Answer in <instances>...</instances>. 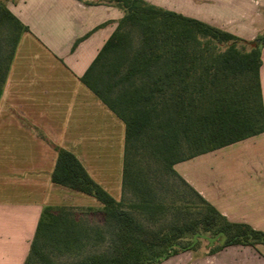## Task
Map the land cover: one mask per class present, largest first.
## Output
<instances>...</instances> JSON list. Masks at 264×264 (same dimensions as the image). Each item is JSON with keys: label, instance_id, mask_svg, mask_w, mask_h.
Wrapping results in <instances>:
<instances>
[{"label": "trees", "instance_id": "16d2710c", "mask_svg": "<svg viewBox=\"0 0 264 264\" xmlns=\"http://www.w3.org/2000/svg\"><path fill=\"white\" fill-rule=\"evenodd\" d=\"M100 1L123 15L81 79L124 122L121 197L102 188L72 152L52 145L57 156L51 180L95 197L99 208H82L99 214L112 234L110 252L69 264H158L182 250H195L199 236L207 239L208 252L264 244L263 231L227 220L173 168L178 161L264 131L258 77L264 33L246 41L145 0ZM27 30L0 0V95ZM202 37L230 43L211 53ZM238 41L249 50L240 51ZM170 179L181 191L169 196ZM71 209L43 207L24 264L32 255L42 264H61L42 250L46 243L79 253L88 234ZM169 215L157 228L140 219L156 222Z\"/></svg>", "mask_w": 264, "mask_h": 264}, {"label": "crops", "instance_id": "0c3cea01", "mask_svg": "<svg viewBox=\"0 0 264 264\" xmlns=\"http://www.w3.org/2000/svg\"><path fill=\"white\" fill-rule=\"evenodd\" d=\"M1 1L28 27L0 95V264H24L44 206H87L78 191L51 180L57 156L52 145L72 152L108 189L98 160L113 142L102 129L111 124L121 133L122 119L81 76L123 12L100 0ZM145 1L246 41L264 33V0ZM260 57L264 111V45ZM173 168L227 220L264 232V131ZM158 264H264V244L182 250Z\"/></svg>", "mask_w": 264, "mask_h": 264}, {"label": "rangeland", "instance_id": "374dc122", "mask_svg": "<svg viewBox=\"0 0 264 264\" xmlns=\"http://www.w3.org/2000/svg\"><path fill=\"white\" fill-rule=\"evenodd\" d=\"M202 4V3H201ZM200 4V5H201ZM201 7V6H200ZM262 9V8H261ZM136 41V40H135ZM201 42L206 44L209 47V52H218L224 51L230 42H216L207 37H202ZM236 47L240 51L249 50V45L245 42L238 41L236 43ZM3 88V87H2ZM117 119V118H116ZM119 121V120H117ZM121 133L120 128L117 126H113L111 124L104 125L103 133L109 134L108 137L111 136L112 139V148H108V150H103L101 156L98 160V165L101 172L108 175L106 181L107 190L102 187L100 183H98L102 188H104L112 197L119 200L121 197V180H122V165H123V151H124V131L125 126L124 122L121 120ZM102 146H100L101 149ZM185 152H188L185 150ZM170 187V188H169ZM169 196L171 195L172 190L181 188L177 180H169ZM80 193V194H78ZM77 195H82V204L90 207H100V202L93 196L85 194L83 192L78 191ZM86 206V207H87ZM74 215L78 217L81 223L85 226L88 234V238L83 239V245L80 247L79 253H75L74 250L71 251H60L53 247L50 243L43 244L42 250L48 254L54 261L61 264H69L74 261L93 253H108L112 248V234L110 233L109 227L101 221V216L99 214H94L86 210L85 208L75 207L70 210ZM171 218V215L160 218L156 222H148L140 217L141 220L148 227L157 228L167 223ZM102 230V234L101 231ZM100 232V233H99ZM207 239L202 236L197 237L196 239V248L197 252L203 251L205 247L207 248ZM30 264H42L36 255H32Z\"/></svg>", "mask_w": 264, "mask_h": 264}]
</instances>
